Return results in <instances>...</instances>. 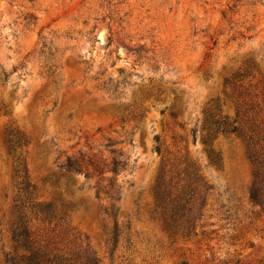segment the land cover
Segmentation results:
<instances>
[{
  "label": "rangeland",
  "instance_id": "rangeland-1",
  "mask_svg": "<svg viewBox=\"0 0 264 264\" xmlns=\"http://www.w3.org/2000/svg\"><path fill=\"white\" fill-rule=\"evenodd\" d=\"M210 117L252 127L264 154V0H0V264L23 253L26 199L67 210V229L30 226L71 264H264L252 166L240 138L208 140ZM119 155L118 201L60 167ZM186 165L209 188L188 237L162 229L154 197Z\"/></svg>",
  "mask_w": 264,
  "mask_h": 264
},
{
  "label": "trees",
  "instance_id": "trees-1",
  "mask_svg": "<svg viewBox=\"0 0 264 264\" xmlns=\"http://www.w3.org/2000/svg\"><path fill=\"white\" fill-rule=\"evenodd\" d=\"M253 65L247 67L241 76H249L250 69ZM163 113V112H162ZM169 117L175 120L177 115L170 112ZM208 140H213L217 136H232L240 138L245 147L246 158L253 169L254 181L248 190L249 202L259 208V211L264 214V154L257 151L253 140L254 131L249 128L248 134L236 125L235 121H227V118L215 119L210 117L207 126ZM21 139L12 141L10 138L6 142L10 148L16 146L20 148L22 145ZM157 142V139L155 138ZM195 141V133L192 131V142ZM28 144L27 140H24ZM159 154V149H155ZM121 159L113 156L112 158H97L94 156H77L68 157L60 167L67 172L82 174L86 179L96 178L94 189L97 195L103 194L110 201H118L121 195V185L117 182V177L127 167L126 158L119 155ZM217 160V157L215 158ZM24 169V167H23ZM25 175V174H24ZM182 176V178H180ZM175 181V182H174ZM182 185H179V183ZM201 178L197 171L191 165H186L181 173H176L175 177L165 183H158L155 189V208L157 219L162 226V229L171 235L190 236L194 230V220L190 217L191 208L189 207L192 198L198 189L206 188L205 184H200ZM165 185L163 188L162 185ZM177 187V188H176ZM179 187V188H178ZM30 188V186H27ZM32 188V187H31ZM161 188V190H160ZM176 188L172 194L170 189ZM33 189V188H32ZM209 188H206L208 190ZM26 194V192H25ZM26 209L29 210V217L25 214ZM112 206H110V210ZM16 220L10 229V240L14 248L22 249L23 253L19 257L5 259L6 264H71L68 257H64L61 253L50 254L44 249L35 246L36 228H32L30 223L32 220L40 224H47V228L52 232L56 226H63L67 229L69 226L67 210L64 207L57 209L52 203H43L34 200L26 199L25 202H20L14 207ZM52 226V228H50ZM80 264H98L94 258H87Z\"/></svg>",
  "mask_w": 264,
  "mask_h": 264
}]
</instances>
